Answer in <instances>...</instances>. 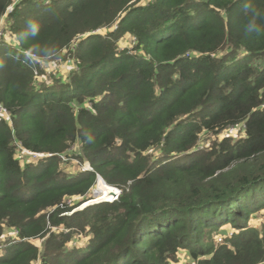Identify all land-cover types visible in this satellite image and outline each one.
Instances as JSON below:
<instances>
[{
    "label": "trees",
    "instance_id": "trees-1",
    "mask_svg": "<svg viewBox=\"0 0 264 264\" xmlns=\"http://www.w3.org/2000/svg\"><path fill=\"white\" fill-rule=\"evenodd\" d=\"M0 32V264H264V0H0Z\"/></svg>",
    "mask_w": 264,
    "mask_h": 264
},
{
    "label": "rangeland",
    "instance_id": "rangeland-1",
    "mask_svg": "<svg viewBox=\"0 0 264 264\" xmlns=\"http://www.w3.org/2000/svg\"><path fill=\"white\" fill-rule=\"evenodd\" d=\"M101 32V31H100ZM104 32V31H102ZM2 32H0L1 34ZM122 48H126V47H132L133 43H132V39L128 38V39H124L121 42ZM73 68V63H71L70 60H63L60 57L58 59L55 58H47L45 60L41 61V65H40V70L41 73L38 76V82L39 84H43L45 83H49L52 80V77L57 76L58 78H64L69 72L70 70ZM240 130L239 128H235L232 131L229 130L228 132H225L223 134V136L225 135H229L232 137H237L240 135ZM243 134V133H241ZM87 168H89L86 164L85 165H81L78 167V169H82V170H87ZM97 186H95V188L91 191L90 193V197L92 199L96 198V192H97ZM79 201L78 199L76 200H72L70 201V203H75ZM263 215H259L258 217H254L250 220V224L251 226H259L261 225L262 221L264 220V211H262ZM235 232V230L233 228H230V226H226L223 227L220 230H217L215 232H213L211 234V236L213 237L214 240H216V242H224L226 236H231L233 233ZM43 243V240H38L35 242V244L38 247H41ZM78 245L82 243V241H78L77 242ZM179 264H194L192 263L190 260H188L186 258V256H180V260H179Z\"/></svg>",
    "mask_w": 264,
    "mask_h": 264
},
{
    "label": "water",
    "instance_id": "water-1",
    "mask_svg": "<svg viewBox=\"0 0 264 264\" xmlns=\"http://www.w3.org/2000/svg\"><path fill=\"white\" fill-rule=\"evenodd\" d=\"M104 183L106 186H109L108 184H106V182L104 181V179L101 176H98L97 179V188L99 189V183ZM112 187V186H111ZM109 196H104V197H97L95 199H91L83 204H81L79 207H77L73 213L78 212V211H82L85 208L89 207V206H93V205H97L100 203H111L114 202L116 200V197H118L120 195V190L112 187L111 192H109L108 194Z\"/></svg>",
    "mask_w": 264,
    "mask_h": 264
},
{
    "label": "bare ground",
    "instance_id": "bare-ground-1",
    "mask_svg": "<svg viewBox=\"0 0 264 264\" xmlns=\"http://www.w3.org/2000/svg\"><path fill=\"white\" fill-rule=\"evenodd\" d=\"M112 187L111 186H106L104 183H99V189H97L96 192V198L97 197H104V196H109V192H111Z\"/></svg>",
    "mask_w": 264,
    "mask_h": 264
},
{
    "label": "built area",
    "instance_id": "built-area-1",
    "mask_svg": "<svg viewBox=\"0 0 264 264\" xmlns=\"http://www.w3.org/2000/svg\"><path fill=\"white\" fill-rule=\"evenodd\" d=\"M28 55H29V54H28ZM30 56H31L32 58L38 60V58H37L36 55H31V54H30ZM0 115H1V116H3V115H7V111H6L5 109L1 108V109H0ZM7 116H8V115H7ZM33 157L36 158L37 155H34ZM86 165L89 167L88 163H86ZM89 168H90V167H89ZM89 168H87V169H89ZM118 197H119V196H118ZM118 197H116V200L118 199ZM116 200H115V201H116ZM69 204H71L70 201H69Z\"/></svg>",
    "mask_w": 264,
    "mask_h": 264
}]
</instances>
